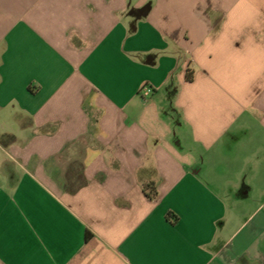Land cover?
Wrapping results in <instances>:
<instances>
[{"label":"crops","instance_id":"obj_1","mask_svg":"<svg viewBox=\"0 0 264 264\" xmlns=\"http://www.w3.org/2000/svg\"><path fill=\"white\" fill-rule=\"evenodd\" d=\"M0 264H264V0H0Z\"/></svg>","mask_w":264,"mask_h":264},{"label":"trees","instance_id":"obj_2","mask_svg":"<svg viewBox=\"0 0 264 264\" xmlns=\"http://www.w3.org/2000/svg\"><path fill=\"white\" fill-rule=\"evenodd\" d=\"M186 80L188 82H191L193 80V71L188 69L186 71V76H185ZM143 191L145 192V194L151 199L154 200L157 196V192L155 189V186L152 183H148L146 185L143 186ZM169 219H172L173 221L176 219V217H174L173 215L169 214L168 215Z\"/></svg>","mask_w":264,"mask_h":264},{"label":"built area","instance_id":"obj_3","mask_svg":"<svg viewBox=\"0 0 264 264\" xmlns=\"http://www.w3.org/2000/svg\"><path fill=\"white\" fill-rule=\"evenodd\" d=\"M152 88L148 85H143L140 89V93L143 97H148L152 94Z\"/></svg>","mask_w":264,"mask_h":264}]
</instances>
